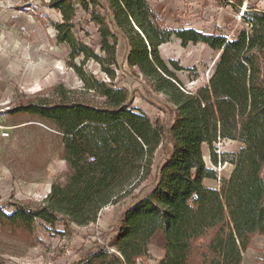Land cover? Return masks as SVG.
Returning <instances> with one entry per match:
<instances>
[{
  "label": "trees",
  "instance_id": "obj_1",
  "mask_svg": "<svg viewBox=\"0 0 264 264\" xmlns=\"http://www.w3.org/2000/svg\"><path fill=\"white\" fill-rule=\"evenodd\" d=\"M76 1L48 0L46 6L60 15L52 27L56 41L70 50L68 66L100 101H69L58 86L56 101L27 99L6 111L49 128L63 147L70 174L38 207L0 204V228L32 234L35 220L65 227L94 223L102 208L147 180L156 150L167 144L171 154L154 188L128 205L110 228L114 235L108 247L115 252L99 249L86 256L85 264H136L157 232L165 240L157 264H241L253 237L264 236V12H252L250 29L228 39L171 29L150 0H78L100 37L96 53L74 34ZM173 38L182 46L201 43L219 53L208 84L195 92L180 84L177 63H166L159 54ZM119 39L129 50L127 66L172 106L169 125L153 124L132 106L125 88L113 86ZM86 61L96 63L109 83L90 78L88 85L82 71ZM217 139L243 145L221 190L204 184L215 174L205 165L202 147Z\"/></svg>",
  "mask_w": 264,
  "mask_h": 264
},
{
  "label": "rangeland",
  "instance_id": "obj_2",
  "mask_svg": "<svg viewBox=\"0 0 264 264\" xmlns=\"http://www.w3.org/2000/svg\"><path fill=\"white\" fill-rule=\"evenodd\" d=\"M48 0H0V204L19 203L29 208L42 205L53 185L64 186L70 174L62 145L52 131L28 115L8 116L6 111L20 101L57 100L55 87L62 86L69 101L97 103L99 97L84 88V82L68 66L70 50L56 41L52 24L60 15L46 6ZM152 7L171 29L195 25L199 32L230 39L250 29L252 12L264 11V0H150ZM74 34L99 53V35L88 13L80 10L78 0ZM99 13L102 10L96 8ZM247 11L248 20L238 14ZM248 22V23H247ZM164 45V46H163ZM159 47V54L174 71L186 92H195L208 84L219 53L204 44L182 46L173 38ZM162 47V48H161ZM126 43H117L115 88H125L132 106L139 108L153 124L169 125L172 106L162 95L152 91L145 79L127 66ZM80 64V60L76 59ZM84 79L109 80L93 61L82 66ZM7 133V137H2ZM243 145L237 140L217 139L202 147L203 159L215 179L204 180L206 187L221 190L232 170V160ZM170 147L161 145L152 160L150 176L121 200L102 208L96 221L87 226L63 222L49 225L35 220L32 234L0 228V264H85L86 256L109 248L114 235L110 228L132 202L150 192L159 168L170 156ZM215 156V162L213 158ZM264 179V171L262 173ZM6 213L13 208L7 206ZM157 232L149 241L148 253L136 264H157L163 257L165 241ZM205 241L198 246L204 247ZM241 264H264V236H255L242 254Z\"/></svg>",
  "mask_w": 264,
  "mask_h": 264
},
{
  "label": "built area",
  "instance_id": "obj_3",
  "mask_svg": "<svg viewBox=\"0 0 264 264\" xmlns=\"http://www.w3.org/2000/svg\"><path fill=\"white\" fill-rule=\"evenodd\" d=\"M262 12H264V11H262ZM243 13H244V11L240 12V13L238 14V16H239V17H243ZM1 136H2V137H7L8 134H7V133H2Z\"/></svg>",
  "mask_w": 264,
  "mask_h": 264
},
{
  "label": "crops",
  "instance_id": "obj_4",
  "mask_svg": "<svg viewBox=\"0 0 264 264\" xmlns=\"http://www.w3.org/2000/svg\"><path fill=\"white\" fill-rule=\"evenodd\" d=\"M186 28H192V29H194V30H196V31H199V30H197V27H195V25H191V24H189V26H187ZM99 39H100V37H99ZM180 42V41H179ZM202 45V44H201ZM164 46V45H163ZM162 48V47H161ZM162 234V233H161ZM163 236V235H162ZM163 239H164V237H163ZM165 241V240H164ZM164 255V254H163Z\"/></svg>",
  "mask_w": 264,
  "mask_h": 264
}]
</instances>
